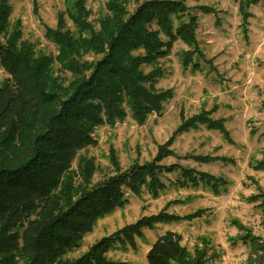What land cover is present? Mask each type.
I'll return each instance as SVG.
<instances>
[{
  "label": "trees",
  "instance_id": "obj_1",
  "mask_svg": "<svg viewBox=\"0 0 264 264\" xmlns=\"http://www.w3.org/2000/svg\"><path fill=\"white\" fill-rule=\"evenodd\" d=\"M64 1L68 7L57 28L45 35L58 49L55 57L34 56L32 45L21 42L20 23L10 24L9 0L0 1V38H6L0 43V66L9 74L0 82V264H127L107 259L114 244L131 242L166 220L156 216L140 221L115 240L102 239L76 262L67 260L98 219L126 204L127 191L137 194L163 186L159 167L144 164L67 204L89 184L92 161L82 173L84 186H74L70 169L82 150L96 144V129L124 120L128 112L144 124L151 114H161L173 97L172 91L157 88L164 75L158 62L170 55L177 40L191 48L183 53L184 66L195 52L201 55L196 17L184 20L185 0H149L133 11L127 9L128 0H108L96 28L86 0ZM247 8L240 4L241 11ZM90 54L100 57L84 60ZM55 64L73 77L67 87L54 77ZM186 174L182 181L192 184L194 177ZM250 237L245 234V239ZM251 243L247 264H264V241L253 237ZM207 253V243L191 253L180 235L167 231L151 245L146 260L206 264Z\"/></svg>",
  "mask_w": 264,
  "mask_h": 264
},
{
  "label": "rangeland",
  "instance_id": "obj_2",
  "mask_svg": "<svg viewBox=\"0 0 264 264\" xmlns=\"http://www.w3.org/2000/svg\"><path fill=\"white\" fill-rule=\"evenodd\" d=\"M86 1L90 20L98 28L108 0ZM128 1L127 9L133 11L149 0ZM244 2L248 8L241 11ZM9 4L10 24L21 25V42L32 45L35 57H55L58 49L45 35L47 29L57 28L68 4L64 0H9ZM185 5L184 20L196 17L201 55L195 52L184 66L183 53L191 48L177 40L170 55L158 62L164 75L157 88L172 91L173 96L161 114L153 113L139 124L128 112L124 120L96 129V144L82 150L70 169L74 186H84L82 173L92 161L89 184L72 194L67 204L144 164L159 167L163 186L156 191L143 188L137 194L127 191L126 204L97 220L93 231L67 256L70 263L102 239L115 240L122 231L156 216L166 220L144 229L131 242L114 244L107 259L147 264L151 245L167 231L180 235L182 246L191 253L207 243L206 264H247L252 238L264 241V0H185ZM5 42L2 36L0 43ZM99 57L90 54L84 60ZM53 72L64 80L63 87L73 80L58 64ZM7 78L0 66V82ZM183 173L194 177L195 183L183 182ZM245 234L252 237L245 239Z\"/></svg>",
  "mask_w": 264,
  "mask_h": 264
}]
</instances>
